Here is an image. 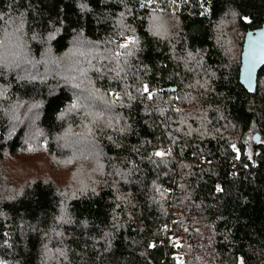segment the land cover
Masks as SVG:
<instances>
[{
    "label": "trees",
    "instance_id": "1",
    "mask_svg": "<svg viewBox=\"0 0 264 264\" xmlns=\"http://www.w3.org/2000/svg\"><path fill=\"white\" fill-rule=\"evenodd\" d=\"M178 5L0 0L5 264H264V64L254 91L239 81L244 38L264 23V0H210L207 15L200 0ZM121 12L135 31L121 25ZM153 23L165 34L154 35ZM121 31L140 42L131 68L121 57L126 82L163 91L142 101L129 88L137 95L124 97L131 107L82 100L87 108L60 119L89 81L123 96L121 82L108 78L114 72L100 78L96 71L115 67L110 57L126 51L117 47ZM116 116L119 124L107 127ZM125 122L131 129L121 133ZM169 147L170 156H152Z\"/></svg>",
    "mask_w": 264,
    "mask_h": 264
},
{
    "label": "snow or ice",
    "instance_id": "2",
    "mask_svg": "<svg viewBox=\"0 0 264 264\" xmlns=\"http://www.w3.org/2000/svg\"><path fill=\"white\" fill-rule=\"evenodd\" d=\"M120 2L124 3V0H120ZM156 2H157V0H140V8L149 7V6L153 5ZM167 2L170 5H174L176 7H179L178 0H167ZM184 2L187 3V0H184ZM209 3H210V0H200V4H201V8H202V10L200 12V15H207L209 9H208V7L206 5H208ZM79 7L81 8L82 11L85 10V8H86V6L83 5V4L79 5ZM159 10L160 11H164V9H159ZM127 11H128L129 14H131L132 9H127ZM155 11H157V9L153 8V12H155ZM119 15L121 17L120 23H121V25H123V18L125 16V13L121 12ZM231 15L235 17L237 15V13L233 11V12H231ZM158 19H159L158 17L153 16V21H156ZM242 19L245 22L251 23V20L248 17H242ZM123 26L124 27H128L129 31H135L134 29H131L130 26H127V25H123ZM150 30L153 32L154 35H158L159 36V35H164L165 34V33L161 32L160 26L155 24V23H153V25H152ZM119 35L120 36H125L123 31H121ZM110 43H115V41H111ZM139 43H140L139 40L135 36H125L124 42L118 44L117 47L119 49H124L126 51H123V52L117 51V52H115V54L113 56L110 57L111 59H114L116 61L115 67L108 68V66L106 65L105 66L106 71H103V72L99 68L96 69L97 73L100 74V78H104V76L107 75L108 72H114L115 75L114 76H108V78L111 79V80H115V81H120L121 82V84L123 86V96L121 95L120 91H117L116 89L112 88L111 85H108L106 90L102 91L100 88H97L95 86V84H93L91 81H89L91 87L89 88L87 93L85 94L84 91H81V92L77 93L75 95L74 100L67 106V109L64 112H61L60 119H63L64 116L67 113H69V112H73V111H76V110H79V109H82V108H87L88 107L87 105L82 104V102H81L82 100H86V101L91 102V101H94V100L98 99V100L103 102L105 108H107V109H111L114 106H116L117 104H119L122 107L123 106L131 107L130 103L128 105L124 104V97H127V100L129 102H131V101L137 100V95H133L132 92L129 91V88H133L134 91L138 94V96L141 98L142 101L144 99H146L148 101H152L159 94V92H162L163 89H160L159 92L150 90L149 83L144 82L142 79L139 81V86L138 85H129L126 82L127 78H128V74L125 71V67H123L121 65V57H123V65H127L128 68H131L132 65L129 63L128 57L133 56L135 54V52L138 50L137 46L139 45ZM188 57L190 59H196V56L192 52H188ZM104 58L108 59L109 57H104ZM90 66H92V65L90 64ZM92 67H94V66H92ZM143 67L145 68V70H147V66L146 65H144ZM121 73H124V75L121 76ZM81 74L85 75V71L82 70ZM212 75H215V73H212ZM33 79H34V77H33ZM73 79H76V78L73 77ZM82 83L83 82L76 83V84L73 85V87H75L76 89H82ZM106 97H108V98H106ZM176 99H180V97H176ZM35 107H36V105H32V108H35ZM145 108H147V105H145ZM159 111H160L161 115H163L164 109H159ZM176 111H180V109H176ZM89 115H92V113L90 111H86L85 112V118H87V116H89ZM95 115L97 117H99V116L102 115V113H96ZM13 118L15 119V117H13ZM112 119H115L117 124H119L120 117L116 116V117H113V118L109 119V121L107 122V127H113L112 122H111ZM130 129H131V125L127 124L125 122V125L123 127H119L118 131L123 133V132H125L127 130H130ZM89 131H91V129H89ZM67 135L68 134L65 133V137H61L59 139H64V138L67 137ZM108 139L112 140V137L109 136ZM173 143H175V139H173ZM115 146L117 148L120 147L119 144H116ZM231 148L233 150H235V151H239L235 144H232ZM133 150L134 151H138V149L135 148V147H134ZM171 153H172V148L169 147L167 149V151H165L164 149H160V150H157V151L153 152L152 156L163 158L165 156H170ZM237 158H239V156H237ZM149 159H151V157H149ZM162 162L167 163L166 160L162 161ZM102 167L103 166L101 165V168ZM115 174L117 176H120L122 179L126 180V178H127V174L126 173H122L120 171H117ZM110 175H111V173H110ZM79 191H81V192L86 191V186L82 187ZM92 191L95 192V189H92ZM157 191H160L159 187H157ZM216 191L217 192H221V191H223V189L221 188V186L217 185ZM73 195H75V193H73ZM161 195H163V193H161ZM118 199H123V197H118ZM117 207H119V205H117ZM2 215H3V213L0 212V216H2ZM59 219L63 220L64 222H70L69 220L65 219L64 215L59 217ZM117 226H119V225H117ZM0 235H6V234L0 233ZM57 235H60V234L57 233ZM109 236H111V233H109V232H105L104 233V237L105 238H108ZM5 243H6V241H5ZM0 246H2V245H0ZM148 246L149 247H155L156 245L155 244H149ZM45 248L47 249V245H45ZM57 251L59 252V254L61 256H65V258H66V253L63 250H59L58 249ZM0 264H5V261L0 260ZM237 264H244L243 258H237Z\"/></svg>",
    "mask_w": 264,
    "mask_h": 264
},
{
    "label": "water",
    "instance_id": "3",
    "mask_svg": "<svg viewBox=\"0 0 264 264\" xmlns=\"http://www.w3.org/2000/svg\"><path fill=\"white\" fill-rule=\"evenodd\" d=\"M263 64L264 23L255 30L248 31L244 38L239 81L246 90L254 91L256 89L257 74ZM256 138H258V136H256Z\"/></svg>",
    "mask_w": 264,
    "mask_h": 264
},
{
    "label": "rangeland",
    "instance_id": "4",
    "mask_svg": "<svg viewBox=\"0 0 264 264\" xmlns=\"http://www.w3.org/2000/svg\"><path fill=\"white\" fill-rule=\"evenodd\" d=\"M17 173L20 174L21 176L28 175L26 170L25 171L19 170Z\"/></svg>",
    "mask_w": 264,
    "mask_h": 264
},
{
    "label": "built area",
    "instance_id": "5",
    "mask_svg": "<svg viewBox=\"0 0 264 264\" xmlns=\"http://www.w3.org/2000/svg\"><path fill=\"white\" fill-rule=\"evenodd\" d=\"M169 227V225H167V228ZM163 242L161 241V244H162Z\"/></svg>",
    "mask_w": 264,
    "mask_h": 264
}]
</instances>
